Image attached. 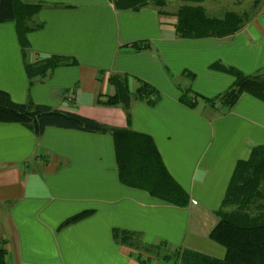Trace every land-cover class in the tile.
Listing matches in <instances>:
<instances>
[{
	"label": "crops",
	"instance_id": "obj_1",
	"mask_svg": "<svg viewBox=\"0 0 264 264\" xmlns=\"http://www.w3.org/2000/svg\"><path fill=\"white\" fill-rule=\"evenodd\" d=\"M26 1L44 4L34 18L40 28L28 35L25 57L16 25L0 24V89L20 104L75 112L152 136L191 203L179 208L122 184L109 134L50 127L37 137L26 126L0 122V239L7 263L141 264L132 249L114 240L118 229L142 234L149 245L165 242L171 250L225 257L210 239L220 221L215 212L237 163L264 146V102L243 94L232 108L202 101L191 108L181 98L191 89L212 99L234 83L211 69L215 62L264 76V0L207 1V16L221 20L235 12L246 22L234 36L197 40L176 35L178 0H170L164 13L154 7L118 11L112 0ZM147 43V51L135 48ZM52 56L77 63L29 79L25 66ZM111 74L128 75L133 91L143 81L160 93L154 104H132L130 125L121 108L96 104L99 94L114 93ZM89 210L92 216L62 227Z\"/></svg>",
	"mask_w": 264,
	"mask_h": 264
},
{
	"label": "trees",
	"instance_id": "obj_2",
	"mask_svg": "<svg viewBox=\"0 0 264 264\" xmlns=\"http://www.w3.org/2000/svg\"><path fill=\"white\" fill-rule=\"evenodd\" d=\"M180 6L175 25L180 39H222L234 36L244 27L246 20L235 12L227 13L223 19L207 16L204 4L210 0H178ZM217 1V0H213ZM120 11H141L154 7L164 13L170 0H112ZM242 4L245 0H237ZM44 4L26 0H0V24L13 22L16 25L19 45L26 57L30 48L28 35L40 28L34 18L40 14ZM137 51L151 49L150 44H135ZM77 63L63 56H52L25 66L29 79L45 77L48 72L63 65ZM211 69L226 73L234 78V83L221 95L212 99L187 89L181 101L196 108L202 101L211 107L218 104L232 108L243 94L264 102V76L246 75L237 67L212 63ZM105 73L98 74L102 81ZM191 75V74H190ZM193 77V75H191ZM128 75L111 74L108 83L114 87L111 96L98 95L97 106L118 107L126 114L131 124L132 104L137 100L154 104L160 97L159 91L150 83L137 81L139 86L132 90ZM0 122L17 123L26 126L37 137L50 127L79 130L94 134H109L114 138L115 157L119 180L125 186L146 191L153 198L176 207H189L190 195L171 176L164 165L157 144L152 136L125 129L110 127L102 122L85 118L78 113L59 111L52 107L33 102L17 103L0 89ZM248 160H240L231 176L227 194L221 207L215 212L220 221L210 234V239L225 249V257L218 258L196 250L181 248L171 250L165 242L146 244L140 233L114 230L117 244L132 249L141 264L159 260L166 264H264V146H255ZM94 210L83 211L68 218L62 227L80 222L92 216ZM6 242L0 239V264L7 263Z\"/></svg>",
	"mask_w": 264,
	"mask_h": 264
}]
</instances>
